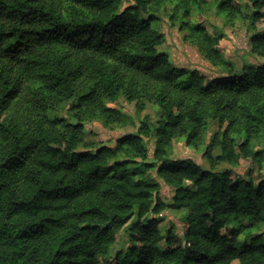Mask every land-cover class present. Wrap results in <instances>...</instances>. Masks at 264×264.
<instances>
[{"label": "trees", "instance_id": "trees-1", "mask_svg": "<svg viewBox=\"0 0 264 264\" xmlns=\"http://www.w3.org/2000/svg\"><path fill=\"white\" fill-rule=\"evenodd\" d=\"M134 1L122 9L123 0H0V264H264V182L170 156L177 138L196 148L218 121L211 164L263 168L264 0H248L250 52L263 62L247 74L191 23L203 0L174 6L172 21L227 74L209 82L159 53L164 35L151 12L165 0ZM235 1L218 0V9L232 15ZM120 97L138 117L154 105L159 120L146 116L137 133L93 151L84 120L135 124L109 107ZM64 107L75 123L59 115ZM153 173L176 190L172 204ZM167 209L188 213L183 247L153 217ZM124 232L129 246L111 255Z\"/></svg>", "mask_w": 264, "mask_h": 264}, {"label": "rangeland", "instance_id": "rangeland-1", "mask_svg": "<svg viewBox=\"0 0 264 264\" xmlns=\"http://www.w3.org/2000/svg\"><path fill=\"white\" fill-rule=\"evenodd\" d=\"M179 0H165L158 10L151 13L155 17L154 28L159 33L164 35V43L157 49L159 53L166 54L170 57L172 63L179 69L198 70L206 76L207 81L226 77L227 74L210 63L202 53L198 50L195 42L190 37L188 31L181 30L178 23H174L171 19L173 8ZM202 1V0H199ZM134 0H123L122 9L134 5ZM235 11L230 15L223 13L218 9V0H203L200 5L191 6L190 21L194 25L205 27L208 32L220 40V49L227 60L233 64L236 72L247 74L249 69L254 66H259L263 59L253 55L250 52V39L253 31L249 27V20L246 18L251 9L248 0H236ZM258 31L264 33V23L258 25ZM109 107L115 108L127 116L134 119V125L121 126L119 124H111L102 117L86 119L83 122L85 131V142L92 143L95 149L108 146L115 147L117 141L129 134L137 133L142 127V120L148 116L149 120L156 124L159 120L158 108L154 105H148L146 110L137 116L136 103L128 102L124 97L116 99L109 104ZM62 118L75 123V120L68 113L67 107L59 111ZM220 122H211L209 130L205 136L204 144L198 147H190L186 144L185 137H179L174 141L173 148L170 150V156L173 159L191 158L202 168L217 173H222L227 170H233L234 174L240 180L252 179L256 185L264 182V164L262 169L253 166L251 162L245 161L241 166L233 168L228 164L212 165L205 157L207 146L211 143L213 136L220 129H224ZM146 145L149 149V161H154L153 154L155 150V137H144ZM257 149L264 150L263 138H259ZM82 150H84L82 148ZM214 157L219 156V151H214ZM154 177L160 183L159 197L166 203L172 204L176 190L165 184L155 173ZM186 187H191L189 184ZM188 215L185 210L167 209L157 216H153L160 220V229L166 233L171 227L177 237V247H183L186 243L185 233L187 224L185 217ZM264 230H261L263 232ZM127 233L124 232L118 236L117 243L111 247L110 254L114 255L118 250L125 249L129 246ZM162 246L167 248L163 242ZM234 264H238L237 262Z\"/></svg>", "mask_w": 264, "mask_h": 264}]
</instances>
